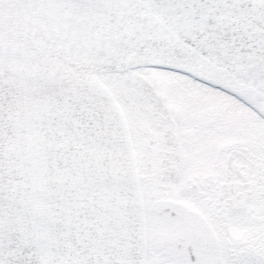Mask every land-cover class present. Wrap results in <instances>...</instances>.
I'll return each instance as SVG.
<instances>
[{"label": "snow or ice", "instance_id": "6c2138e0", "mask_svg": "<svg viewBox=\"0 0 264 264\" xmlns=\"http://www.w3.org/2000/svg\"><path fill=\"white\" fill-rule=\"evenodd\" d=\"M0 264H264V0H0Z\"/></svg>", "mask_w": 264, "mask_h": 264}]
</instances>
